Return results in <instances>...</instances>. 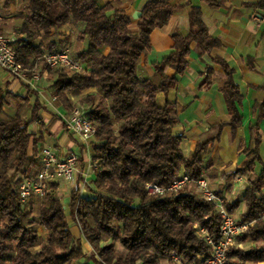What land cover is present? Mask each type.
<instances>
[{"label": "trees", "instance_id": "trees-1", "mask_svg": "<svg viewBox=\"0 0 264 264\" xmlns=\"http://www.w3.org/2000/svg\"><path fill=\"white\" fill-rule=\"evenodd\" d=\"M202 1L210 7L219 5L216 0ZM24 6L21 23L14 27L18 35L15 50L17 61L30 70L29 75L43 63L44 51L66 47L43 46L42 35L76 24L81 27L78 39L88 41L77 58L88 74L45 64L42 71L51 83L50 93L68 111H72L70 96L87 91L77 103L96 130L91 142L95 180L89 182L86 192L71 193L69 216L91 251L84 253L81 238L71 230L57 182L44 197L21 201L20 183L41 168L44 122L39 120L47 106L30 85L25 96L0 87V112L13 99L17 109L15 115L0 118V264H77L82 259L79 264H171L173 253L185 264H198L199 255L210 256L212 248L199 228L204 227L217 242L222 217L212 202L201 198L195 182L163 195L146 190L148 183L169 187L182 169L193 181L205 175L203 155L210 139L200 141L184 156V136L174 133L176 106L156 102L157 93L173 87L175 75L185 71L192 42L212 55L221 46L208 32L201 9L190 7L189 32L173 36V51L155 66L156 82L140 78L137 65L150 48L151 32L181 8L171 0L148 1L138 19L137 33L129 30L131 18L123 9L107 13L99 0H24ZM103 47H109L107 54L101 52ZM212 59L226 73L222 91L232 114L231 124L236 127L240 123L235 106L238 87L228 64L218 55ZM167 66L174 69V76L164 75ZM207 74L204 84L210 81L211 71ZM259 109L264 115V100ZM35 123L40 130L29 131V125ZM259 143L255 137L247 162L234 176L254 170ZM242 199L246 209L239 222L250 224L238 239L250 238L263 245L247 250L231 245L226 264L264 263V167L250 180ZM225 205L232 213L239 201ZM40 229L45 230L44 236Z\"/></svg>", "mask_w": 264, "mask_h": 264}, {"label": "crops", "instance_id": "crops-1", "mask_svg": "<svg viewBox=\"0 0 264 264\" xmlns=\"http://www.w3.org/2000/svg\"><path fill=\"white\" fill-rule=\"evenodd\" d=\"M148 1L150 0H99V4L107 13L117 8L123 9L131 18L129 30L137 33L138 19L142 16L143 8ZM216 1L219 5L210 7L202 0H171L172 4L181 8L173 13L164 26L151 32L150 48L142 53L137 65V74L142 79L159 81L155 66L173 51L175 34L182 36L188 34L190 7H199L208 32L220 40L221 46L212 55L203 53L198 45L192 42L187 57L188 65L183 73L175 75L174 69L169 66L164 69V75L168 77L175 75L176 83L167 91L158 92L156 102L159 106H164L167 102L176 106L178 124L174 128V133L184 136L181 143L184 156H189L200 141L210 139L207 151L203 155L204 177L210 187L223 196L228 204L239 201L238 207L232 212L239 221L246 209L242 199L245 190L249 187L250 180L264 167V115L260 114L259 109L264 100V0ZM0 7L3 16L0 32L15 31L14 27L21 23L20 14L25 8L24 0H13L9 4L7 0H0ZM134 15L137 17H133ZM80 28L79 25L70 24L53 29L49 34L42 35L39 40L43 42V46L55 43L56 48L75 42L78 45L79 56L88 46L87 39H78ZM108 51L109 47L101 49L103 54H107ZM214 55H218L228 64L232 70V79L239 90L235 106L240 123L236 127L231 124L232 114L222 91L227 76L223 66L213 61ZM208 71H211L210 81L204 84ZM46 75V72H43L41 79L43 83L39 81L37 85H30L47 106V109L41 112L42 119L39 120L44 122L41 132L42 148L48 147L57 153L81 152L78 139L67 130L60 117V113L67 115L71 111H68L57 96L50 93L51 83L46 79ZM28 85V82L12 79L0 71V87L8 89L13 94L25 96ZM44 89L48 90V93ZM86 93L85 91L81 95ZM81 95L78 96V100ZM54 97L56 100H53ZM70 98L73 101V109L76 104L75 97ZM11 103V106L4 107L0 112V118H8L17 113L16 100L13 99ZM38 130H40L38 123L29 125V131ZM255 137L260 139L259 162H256L253 171L238 175L243 178L238 180L233 173L247 162L248 153L255 147ZM66 186L64 182L58 183L56 191L60 198ZM41 230L45 235V230L40 229V232ZM71 230L74 236L81 238L83 251L88 254L91 246L80 235L78 226L74 225ZM239 243L245 248L253 247L255 244L252 239L240 241L237 237L236 244ZM80 262H83V259Z\"/></svg>", "mask_w": 264, "mask_h": 264}, {"label": "built area", "instance_id": "built-area-1", "mask_svg": "<svg viewBox=\"0 0 264 264\" xmlns=\"http://www.w3.org/2000/svg\"><path fill=\"white\" fill-rule=\"evenodd\" d=\"M2 17V8L0 7V22ZM17 39L18 35L15 31L11 33L0 32V71L12 79L28 82L29 85L34 86L39 75L34 72L29 75L30 70L17 61L15 50ZM42 60L50 68H64L87 73L84 64L70 55L68 47L44 51ZM53 100H56V97ZM60 117L67 130L78 139L81 152L57 153L48 147H43L40 154V170L19 185V194L23 203H26L30 197H44L51 189L52 183L55 182L64 181L71 193L73 191L83 193L88 189L90 177L94 170L91 161V142L95 137V127L80 107L74 108L67 115L60 113ZM82 165L83 167H81ZM237 179L242 180L243 178L237 176ZM192 182L197 185L201 198L212 202L222 217L221 238L217 242L213 241L204 227L199 228V233L205 237L212 251L208 257L199 255L198 264H226L229 247L237 245V237L248 228L250 223L239 222L235 219L233 213L229 212L225 205V198L210 187L205 177L193 181L186 171H181L169 187L148 183L146 190L150 194L163 195L167 191H176ZM262 219L264 220V212ZM171 259L175 264H185L183 259L175 253L172 254Z\"/></svg>", "mask_w": 264, "mask_h": 264}, {"label": "rangeland", "instance_id": "rangeland-1", "mask_svg": "<svg viewBox=\"0 0 264 264\" xmlns=\"http://www.w3.org/2000/svg\"><path fill=\"white\" fill-rule=\"evenodd\" d=\"M66 47L69 48V51H70V54L72 55V57H73L74 59L78 60V59H77V58H78V45H77V43L73 42L72 44H67ZM43 66H44V63H40L39 65H37V66L33 69V72H34V73H37V74L39 75V79L36 81L35 85H37V82L39 83V81L42 82V83L44 82V81L41 80V79H42V75H43V71H42ZM65 71H69V70H66V69H65ZM82 74H88V72H87V73H82ZM47 83H48V82H47ZM47 83H46V84H47ZM46 84H44V86H45ZM44 90L48 93V90H46V89H44ZM86 92H87V91H86ZM77 101H79V100H78V96H77V97L75 96V102H76V104H75L74 108L79 107ZM74 108H73V109H74ZM80 108H81V107H80ZM73 109H72V111H73ZM92 180H95V174H93V175L90 177V181H92ZM60 182L63 183L64 181H60ZM65 188H66L65 191L61 193V198H60V199H61V202H62L64 208H65V213H66V215H67V217H68L70 227L72 228V227L74 226V222H73V220H72V219L70 218V216H69L70 189H69L67 186H66ZM197 189H198V187H197ZM198 191H199V189H198ZM199 193H200V192H199ZM57 194H58V192H57ZM58 196H59V195H58ZM40 234H41L42 236H44L42 230H41ZM247 239L249 240L250 238H247ZM247 239H245V240H247ZM245 240H240V241H245ZM261 245H263V243H256V242H255V244H253V247L245 248V246H242V245L239 243V244L237 245V247H238V248H241V249H244V250H247V249L254 248L255 246H261ZM171 264H175V263L172 261ZM259 264H260V263H259ZM261 264H264V263H261Z\"/></svg>", "mask_w": 264, "mask_h": 264}, {"label": "water", "instance_id": "water-1", "mask_svg": "<svg viewBox=\"0 0 264 264\" xmlns=\"http://www.w3.org/2000/svg\"><path fill=\"white\" fill-rule=\"evenodd\" d=\"M138 14L140 15V12ZM133 17H137V16L134 15Z\"/></svg>", "mask_w": 264, "mask_h": 264}]
</instances>
